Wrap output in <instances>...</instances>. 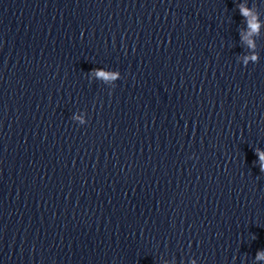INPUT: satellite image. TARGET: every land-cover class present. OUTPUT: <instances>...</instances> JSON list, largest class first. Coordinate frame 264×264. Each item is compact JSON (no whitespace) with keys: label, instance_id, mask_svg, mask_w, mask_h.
Wrapping results in <instances>:
<instances>
[{"label":"clouds","instance_id":"obj_1","mask_svg":"<svg viewBox=\"0 0 264 264\" xmlns=\"http://www.w3.org/2000/svg\"><path fill=\"white\" fill-rule=\"evenodd\" d=\"M237 7L239 9L240 15L245 19L247 24V33H241V40L244 41L250 49V53L242 57V64L247 66L250 62L257 63L259 61V55L255 52V39L259 37L261 26L264 25V21H261L259 18V13L253 12L251 8L246 7L243 4H238ZM91 75L99 77L105 81L115 79L117 76H121L120 72L117 70L113 71L111 74H108L105 71L99 69H93ZM75 119L80 118L75 117ZM81 123L83 124V120H81ZM254 153L258 157V160L255 163H258L260 171L264 172V149L259 147L254 148ZM254 259L256 262H264V249L258 250ZM191 264H196V261L192 260Z\"/></svg>","mask_w":264,"mask_h":264}]
</instances>
